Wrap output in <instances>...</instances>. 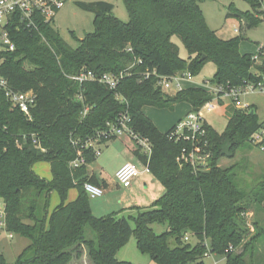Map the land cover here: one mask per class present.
I'll return each instance as SVG.
<instances>
[{
    "label": "trees",
    "instance_id": "trees-1",
    "mask_svg": "<svg viewBox=\"0 0 264 264\" xmlns=\"http://www.w3.org/2000/svg\"><path fill=\"white\" fill-rule=\"evenodd\" d=\"M202 1L123 0L129 15L126 22L112 14L113 5L107 1L76 2L94 14V30L78 39L75 47L61 37L52 22L42 19H36L32 27L11 29L16 48L6 55L0 73L15 89L33 90L36 102L28 120L10 107L0 90L3 223L7 232L29 240L12 262L0 252V264H70L83 250L92 264H134L115 256L131 235L138 250L156 264H203L209 252L223 255L225 264H260L257 248L264 229L255 221L254 232L245 240L249 228L242 215L252 205L264 211V180L244 189L238 163L218 165V159L232 158L250 143L261 126L256 112L251 115L252 108L247 111L231 103L225 108L228 118L221 132L204 121L203 135L192 137L185 129L184 135L177 137V124L162 132L142 111L144 106L173 108L181 102L195 111L212 98L202 87L166 92L156 84L154 75L143 77L146 70L165 76L178 71L196 74L205 62L212 61L216 85L238 86L252 78L251 53L239 52L241 37L219 38L204 19ZM245 1L254 12L234 10L226 17L256 25L263 13L257 11L262 0ZM174 35L186 48L187 60L179 56ZM82 69L125 75L116 89L110 90L96 81L79 84L69 78ZM116 94L125 101L118 100ZM85 107L88 111L83 115ZM124 109H128L132 129L151 146L149 154L136 146L133 154L162 184L164 192L150 206L136 207V215L126 216L120 210L96 216L83 185L102 186L105 181L88 173L87 166L96 156L81 144ZM23 133L28 145L18 147L16 138ZM31 134L44 150L31 145ZM254 144L264 150V139ZM197 146V153L209 154L205 165L180 158L183 151L189 153ZM78 151L86 163L72 169L69 163ZM40 161L49 163L50 180L33 171ZM71 188H76L77 195L67 202ZM52 192L60 202L48 214ZM153 223L165 224L166 229L155 233ZM87 228L93 236L87 235ZM190 238L195 239L193 244Z\"/></svg>",
    "mask_w": 264,
    "mask_h": 264
},
{
    "label": "rangeland",
    "instance_id": "rangeland-1",
    "mask_svg": "<svg viewBox=\"0 0 264 264\" xmlns=\"http://www.w3.org/2000/svg\"><path fill=\"white\" fill-rule=\"evenodd\" d=\"M99 0H68L64 7H62L56 14L54 21L52 22L55 29L59 32L61 37L75 47L78 44V39L83 38L86 33H90L94 30V14L81 8L76 2H91ZM113 5L111 10L112 14L118 19L126 22L129 20V15L123 0H109L107 1ZM264 7V2L261 4L257 11H261ZM200 8L204 19L208 27L216 32V35L221 39H229L234 36H240L241 41L239 43L240 53H249L256 49L259 43H264V16L260 15L261 21L256 25H249L245 20H237L234 17H226L228 13L235 11L240 12H254L250 4L245 0H203L200 3ZM257 13V12H256ZM241 24V26H240ZM172 41L177 46L178 54L181 58L187 60L188 52L179 37L174 35ZM216 71V65L212 61H207L201 67L200 71L196 74H192L190 80L182 81V86L202 87L204 89L211 88L213 84V75ZM179 72V71H178ZM172 93V92H170ZM212 97V96H211ZM215 101V102H214ZM214 104L215 107L211 110H202L204 121L212 125L218 132H221L227 122V114L225 108L231 105L230 98L213 100L210 99L209 103ZM240 106H250L255 109L256 119L262 125H264V93L259 91H253L249 93H243L240 95ZM188 103L181 102L175 104L173 108L165 107L159 108L155 106H145L144 112L148 115L155 125L161 131H166L172 125L177 124L179 120L183 119L188 111ZM202 109V107H200ZM118 139H111L107 143L118 142ZM133 142V141H132ZM106 143V144H107ZM105 144V145H106ZM134 144V142H133ZM103 145L101 152L96 156L93 163H90L88 168H93L97 176L102 177L105 184H102L101 188L103 194L99 197H88L89 205L94 215L100 216L108 214L113 210H121L124 215H136V207H148L154 203L158 196L164 192V187L160 184L151 173H147L146 176H150L152 183L147 187L144 183L141 187L137 188L133 195L124 194L122 191L124 188L116 184L113 171L108 167L109 164H102L103 154L106 146ZM223 149L226 150L227 144L224 143ZM137 165L139 172L144 171L142 163L133 160ZM102 166V173L96 166ZM109 163V162H108ZM206 163V161H205ZM234 163H238L241 168L239 169L238 178L240 179V186L244 189H250L256 185V183L264 180V150L255 145L252 141L245 147L236 151L234 157H222L218 159V165L221 167H228ZM107 165V166H106ZM243 172H242V171ZM33 171L40 175L42 178L50 180L51 171L50 165L46 161L36 162L33 165ZM116 171V170H115ZM114 171V172H115ZM72 191H76V188H71ZM110 201L107 202V199ZM56 199L59 202V196L55 193L52 196V201ZM70 200L67 196L66 201ZM3 203L0 199V211L2 210ZM252 209H249L246 213H243L244 225L249 228V234L245 237L248 240L250 234L254 232L253 223L259 221V224L264 229V211L256 210L252 205ZM263 207V206H262ZM94 208V209H93ZM256 210V211H255ZM253 213V214H251ZM1 214V213H0ZM132 223V222H131ZM151 228L155 233H161L166 229L165 224L153 223ZM11 234V237H9ZM87 235L93 236V232L87 228ZM189 235L187 236V238ZM19 236L9 233L5 230L3 225V218L0 215V252L5 256L8 262L14 261L17 256V250L19 247L16 244L22 241ZM27 241L28 239H24ZM190 243H194L195 239L190 238ZM238 249L237 251H239ZM258 255H260V264L264 263V239L259 243ZM116 258L118 260H125L134 264H156V262L146 253H142L136 246V240L133 235L129 237L127 242L122 245L116 252ZM85 264H92L86 254V250L80 258L74 259ZM203 264H225L224 256L209 252L203 258Z\"/></svg>",
    "mask_w": 264,
    "mask_h": 264
},
{
    "label": "built area",
    "instance_id": "built-area-1",
    "mask_svg": "<svg viewBox=\"0 0 264 264\" xmlns=\"http://www.w3.org/2000/svg\"><path fill=\"white\" fill-rule=\"evenodd\" d=\"M66 1L67 0H0V71L6 60V55L11 51H14L16 48L15 42L11 38V29H17L20 25L32 27L35 25L36 19L53 22L57 12L64 7ZM263 2L264 0L261 1V4ZM262 11L264 16V7ZM250 72L252 78L245 79L241 85L224 87L213 83L211 88L206 90L209 91L213 100L230 98L231 103L235 107L248 111L251 109L250 106H240V95L255 90L264 93V43H259L256 49L251 53ZM124 75L125 72L117 74H97L94 71L82 69L78 73L70 75L69 78L79 84L86 81H96L104 84L110 90H115L120 79ZM150 75L156 77V84L166 92H176L182 89L183 86L181 82L192 78V74L189 71H182L169 76L159 75L155 71L146 70L143 72L144 78H148ZM0 90L3 92L4 97L10 104L11 108H16L26 117V119H32L31 110L36 102V94L33 90L15 89L9 83L8 79L1 73ZM116 98L120 101H125V99L119 94H116ZM201 107L202 109L199 108L195 111H189L185 117L177 123L174 131V134L177 135V137L183 136L185 129L191 132L192 137L197 133H199V135L204 134V130L201 128L204 123L202 110L206 109L209 111L215 106L208 101ZM87 111L88 107H85L82 114L85 115ZM129 123L130 114L128 109H124L117 115L114 121H108L104 129L96 132L94 136L87 138L81 144V147L91 150L94 155L97 156L100 154L102 146L110 139L126 136L134 142L136 147L140 148L141 152L149 154L151 146L148 139L135 132ZM186 138H189V136H186ZM263 139L264 125L260 126L253 134L251 141L253 143H258ZM73 143L76 144L77 142L74 141ZM16 144L18 147L28 145L27 134L23 133L19 135L16 138ZM31 145L44 150L34 134H31ZM260 148L263 149V147ZM195 149L196 150L189 153L183 151L180 158L190 161L191 163L205 165V161L209 154L197 153L199 151L198 146ZM77 153V156L69 163V166L72 169L86 163L82 153L80 151ZM144 169L146 172H149L146 166H144ZM139 173V169L134 162L126 161L116 169L114 172V179L116 184L126 188L131 186L132 181L139 175ZM83 188L87 195L92 198L99 197L103 194L101 186L91 182H85ZM0 213L4 219V207H2ZM207 254L208 253L205 255Z\"/></svg>",
    "mask_w": 264,
    "mask_h": 264
},
{
    "label": "crops",
    "instance_id": "crops-1",
    "mask_svg": "<svg viewBox=\"0 0 264 264\" xmlns=\"http://www.w3.org/2000/svg\"><path fill=\"white\" fill-rule=\"evenodd\" d=\"M68 1V0H67ZM66 1V2H67ZM104 1H109V0H104ZM255 50V49H254ZM253 50V51H254ZM252 51V52H253ZM252 52H249V53H252ZM186 87H192V86H185L183 88H186ZM189 105V104H188ZM145 107V106H144ZM144 107L142 108V111L143 113L145 114L144 112ZM191 109V106L189 105L188 107V111L187 113L190 111ZM146 115V114H145ZM147 117H149L148 115H146ZM150 118V117H149ZM151 119V118H150ZM152 120V119H151ZM153 122V120H152ZM154 123V122H153ZM155 124V123H154ZM156 126V125H155ZM157 127V126H156ZM158 128V127H157ZM161 131V130H160ZM164 132V131H162ZM118 139L119 141L118 142H115V143H111V144H106V149H105V152L103 154V160L101 163L104 165V164H109V168L113 171H114L124 162L126 161H131L133 162V160H136L138 161V159L134 156L133 154V151L135 149V145L133 144V142L126 136H121V137H118L116 138ZM109 162V163H108ZM93 163V162H92ZM91 165V164H90ZM89 166V164H88ZM87 166V170H88V173L90 175H95L98 180H102L103 178L100 177V176H97V174L95 173L94 169L93 168H88ZM100 170V173H102V166H99L98 163L96 165ZM107 166V165H106ZM143 168H144V165L142 164ZM147 173H150V172H146L145 169L144 171L140 172L139 175L132 181L131 183V186L129 187H126L124 188V190L122 191L124 194H129V195H133L137 188L141 187V185L144 183V185L147 187L149 184H151L153 181L152 179H149L150 176H146ZM37 174V173H36ZM38 175V174H37ZM40 176V175H39ZM41 177V176H40ZM51 179V178H50ZM76 190V189H75ZM56 192H52L51 193V196H50V202H49V208H48V214H50L53 209L59 204L60 202V199H59V202H57L56 199H54L52 201V196L55 194ZM77 195V190L74 192L72 191V189H70L67 193V196H69L70 200L69 201H72L75 199ZM159 197V196H158ZM110 201V199L108 198L107 199V202ZM111 202V201H110ZM262 206L264 208V201L262 203ZM94 209V208H93ZM114 208H111V211H119V210H113ZM92 210V209H91ZM93 213V212H92ZM111 213V212H110ZM253 214V213H251ZM105 215V214H104ZM97 216V215H96ZM102 216V215H100ZM48 224V223H47ZM48 227V225H47ZM16 235V234H14ZM19 236V235H17ZM9 237H11V234H9ZM19 238H23V239H20L22 241H19L16 246L19 247V250H17L18 254L29 244V240H28V243L27 241H24V239L26 240L27 238L25 237H21L19 236ZM17 254V255H18ZM17 257V256H16ZM224 262H225V259H224ZM70 264H85V263H81V262H78V261H72Z\"/></svg>",
    "mask_w": 264,
    "mask_h": 264
},
{
    "label": "water",
    "instance_id": "water-1",
    "mask_svg": "<svg viewBox=\"0 0 264 264\" xmlns=\"http://www.w3.org/2000/svg\"><path fill=\"white\" fill-rule=\"evenodd\" d=\"M251 115H253L254 113H255V110H254V108H252L251 110H250V112H249Z\"/></svg>",
    "mask_w": 264,
    "mask_h": 264
}]
</instances>
